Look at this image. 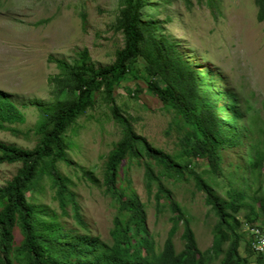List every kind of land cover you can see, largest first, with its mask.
Listing matches in <instances>:
<instances>
[{"label":"rangeland","instance_id":"obj_1","mask_svg":"<svg viewBox=\"0 0 264 264\" xmlns=\"http://www.w3.org/2000/svg\"><path fill=\"white\" fill-rule=\"evenodd\" d=\"M145 3L143 21L156 25L159 39L167 38L182 59L189 62L200 91L236 94L258 110L264 123V0H145ZM122 10V0H0V92L24 115L23 124L7 127L25 133L15 136L0 131L1 142L33 151L42 139L41 131L52 122L55 113L77 101L74 89L80 84L78 77L68 75V69L60 63L82 75L80 69L85 62L95 70L116 62L118 52L125 48V36L119 27ZM148 66L139 58L129 65L127 75L111 91L101 85L91 95L88 109L64 136L71 165L60 163L59 170L68 179L91 234L107 243L117 208L106 196L102 183L108 157L124 138V128L113 117V109L152 148L183 167L190 165L197 173L206 169L203 159L185 156L184 141L191 127L173 106L148 87L151 81H156L165 88L173 77L168 73L153 76ZM52 125L47 129L51 130ZM236 152L225 154L227 174L232 170L230 163L244 162L241 157L238 160ZM21 168V164L0 165V186L11 182ZM84 172L90 173L97 183L86 179ZM144 173L143 160L127 157L121 166L120 190L127 197L137 196L144 204L149 234L160 250L172 224L168 212L155 214L154 202L147 197ZM225 178L215 179L222 194L229 183ZM229 179L235 187L246 190L247 201L257 214L255 217L246 208L239 215L245 236L240 253L245 257L248 228L261 227L264 231V165L259 178L240 171ZM166 185L186 213L199 250H208L217 219L206 205L204 194L195 189L187 174L167 180ZM27 199L33 205L56 212L62 223L75 228L72 212L69 217L61 216L48 178L28 192ZM181 234L182 228L174 237L177 252L183 249ZM14 236L15 244L19 245L22 235L18 227ZM246 264H257L256 256Z\"/></svg>","mask_w":264,"mask_h":264},{"label":"trees","instance_id":"obj_2","mask_svg":"<svg viewBox=\"0 0 264 264\" xmlns=\"http://www.w3.org/2000/svg\"><path fill=\"white\" fill-rule=\"evenodd\" d=\"M122 3L119 27L125 36V48L118 52L116 62L99 70L85 62L80 69L82 75H76L71 67L60 63L68 69V75L78 77L80 84L74 89L77 101L55 113L51 130L47 129L50 124L45 123L42 139L33 151L0 141V165H22L11 182L5 187L0 186V264H246L254 256L257 264H264L263 255H256L249 241L244 250L246 256L240 253L245 236L239 215L246 208L251 209L255 217L257 214L247 201L246 190L235 187L229 179L240 171L257 178L261 175L264 123L258 110L230 92L202 93L189 62L182 59L167 38L159 39L156 25L143 21L145 0H122ZM85 56L87 60L88 55ZM139 58L149 65L147 70L151 75L162 77L168 73L173 77V82L165 88L156 81H151L148 87L163 102L173 106L191 127L192 131L184 141L185 156L203 159L206 169L197 173L190 165L183 167L169 155L152 148L135 133L129 121L113 109V117L124 128V138L108 157L102 183L106 196L117 208L107 243L91 234L59 164L71 165L64 136L88 109L93 92L101 85L111 91L127 75L129 65ZM23 122V113L0 92V131L24 135L16 128L7 127ZM231 150H237L238 160L241 157L244 162L230 163L232 170L227 174L224 160ZM129 156L143 160L147 197L154 202L155 214L160 216L168 212L170 215L172 227L160 250L149 234L144 204L137 196L127 197L120 190L123 187L121 166ZM186 174L194 182L195 189L204 194L206 205L217 219L212 246L204 252L198 248L186 213L166 185L167 180L180 179ZM83 176L97 183L90 173L84 172ZM45 177L55 190L61 216L69 217L72 212L75 228L62 223L56 212L28 201V192L34 191ZM225 177L229 183L222 194L217 190L215 179ZM241 178L244 180V176ZM15 227L22 235L19 245L15 244ZM181 228L183 249L177 252L174 237Z\"/></svg>","mask_w":264,"mask_h":264},{"label":"built area","instance_id":"obj_3","mask_svg":"<svg viewBox=\"0 0 264 264\" xmlns=\"http://www.w3.org/2000/svg\"><path fill=\"white\" fill-rule=\"evenodd\" d=\"M248 241L255 254H264V231L259 227L248 228Z\"/></svg>","mask_w":264,"mask_h":264},{"label":"clouds","instance_id":"obj_4","mask_svg":"<svg viewBox=\"0 0 264 264\" xmlns=\"http://www.w3.org/2000/svg\"><path fill=\"white\" fill-rule=\"evenodd\" d=\"M257 255V254H256Z\"/></svg>","mask_w":264,"mask_h":264}]
</instances>
